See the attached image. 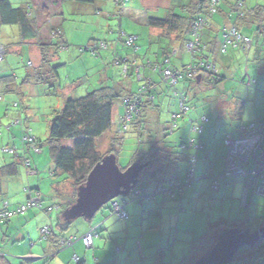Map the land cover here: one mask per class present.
<instances>
[{
  "label": "rangeland",
  "instance_id": "374dc122",
  "mask_svg": "<svg viewBox=\"0 0 264 264\" xmlns=\"http://www.w3.org/2000/svg\"><path fill=\"white\" fill-rule=\"evenodd\" d=\"M143 1L148 5V10L142 4ZM10 2L13 7L21 6L27 8L30 4V0H10ZM208 2L209 0H174L172 13L176 16L185 17L183 8L192 7L198 3H204L205 8H203L202 12L205 13L206 7L209 5ZM117 3L120 5L119 7H116ZM165 3L166 0H96L92 4L94 6L99 4V7L95 8L94 13L83 11L80 16L69 17L68 13L70 11L67 10V7H69L70 2H68L67 7L63 8L65 20L60 28L64 32L67 47L58 50L54 59L42 68L36 67L39 63L36 60L38 56L36 51L41 56L40 50L36 45L32 44L30 46V52H34L31 55L23 47L21 48L23 51L18 54L14 52L16 51L14 49L19 47L16 33L13 31L16 28L14 26H3L0 28V32H2V35L0 34V41H2L0 45H2L1 49L5 51L1 57L0 78L9 76L7 81L4 79L0 80V167L14 163L17 168V176L6 180L3 185L0 200L6 199L7 202L1 201L0 208L3 209V205L7 204L8 210H12L25 205L28 197L26 188L37 190L36 192L38 193L33 192L32 196L35 197L36 194H39L36 195V198L40 197L39 199L42 201L41 208H28L24 213L2 220L0 225V253L5 255L10 263L20 264L23 262V258L26 257L23 254H28L29 252L33 253L32 256L40 258L34 264H51L55 257L50 259V256H47L48 254L45 251L48 249L50 241L44 240L40 230L44 226L51 225L56 235L60 233L56 228V221L63 211L62 206L59 207L58 211L49 209L51 211L49 214L45 212V209L60 203V201L54 199L57 191L66 190L67 192H63L64 194L66 193L64 197H70L72 195V182L67 180L60 172L54 170L46 142L48 140L50 121L62 109L66 100L83 97L88 92L105 86L116 87L121 95L129 91L139 94L149 86L150 91L154 89L157 93L156 105L161 108V121L168 123L172 121L173 115L179 112L180 95L184 92L186 99L184 103L189 107V111L184 116L174 118L178 127L174 129V133L171 134L170 132L168 136L163 137V141L178 151H181L179 149L180 144H185V147L189 148L190 140H194L195 144L198 143L201 135L196 131H191L190 126H193V123L201 126L198 123V119L206 116L208 121L202 123V127L204 128V134L208 135V127L213 126L209 135L216 146L215 157L217 161L220 160L221 146L224 151L226 149L223 145L224 136L226 133L234 132V128L240 122L238 120L217 121L218 115L214 111L215 100H227L231 103L230 105H234L235 99L239 100V102L243 101L244 109L240 121L244 124H248L256 116H263L264 119L263 36L259 37V63L256 65V69L254 66L249 67L250 71L247 72V76H245L246 60L245 58L240 60L239 56L243 51L240 50L237 54L235 53V59L239 58V61L235 64L236 72L232 73L228 80L225 81L224 97L221 96L219 88L210 87L206 80L200 85L186 84L187 88L183 90L181 88V79L175 85H171L170 82L164 83V81L160 80L163 78L158 70L150 69L149 65L155 62L154 53L161 50L160 48H164L167 51L168 46H166V39L162 38L159 40L156 36L150 37L157 31L143 26L139 21L143 16L158 19L164 18L168 14L165 9ZM240 4H244L243 9H251L255 5L264 7V0H220L217 5L219 12L208 18L211 24L210 28H213L214 25L222 26L217 32V35H219L218 39L222 35L224 23H227L226 17L224 18L222 14L230 11L231 6L234 5L236 8H241ZM84 8L90 11L92 7L86 5ZM97 9L99 13H95ZM202 15L201 13L198 16ZM232 15L235 17V12ZM224 27L228 28L230 26ZM242 33L245 36L252 35L248 31H242ZM129 37L135 38L130 46L126 44ZM94 43L99 47L93 51L92 46ZM172 45H175L173 47L179 50V54L172 58L169 64H165L167 66L181 68L182 65H187L188 60L198 62L201 54H203L201 51L194 54L191 53L193 57L196 56L191 59L190 53L181 49L180 42ZM231 47H228L227 53L225 52L227 57L233 53L230 49ZM248 57L249 59L253 58L251 54ZM162 58L161 56L156 63H160ZM210 61H213L212 56ZM138 67L139 74H144L145 77L149 78L139 76L137 73ZM196 72L201 73L202 71L198 69ZM196 74L192 76V80L194 79L193 77L198 78ZM147 79H151L157 85L151 89ZM5 86H8L14 92H9L10 90H6ZM150 94H153V92H150ZM119 100L114 104L110 131L96 141L97 149L101 155L107 154L112 138L118 139L121 136H115ZM156 114L157 112L154 110L152 112L153 118L150 120L154 121ZM33 137L40 145L37 150L35 149V144L30 142ZM141 138L146 140V135ZM120 144L116 160L118 167L125 169L131 164L135 150L138 149L139 145L136 135L130 130L123 136ZM58 145L70 148L72 147V141H61ZM3 150L6 151L4 152ZM8 150H13L14 153H10ZM181 152L185 156L188 155V157L197 154V175L203 162L208 164L207 161H202L200 156H198L199 151L186 149ZM22 159L28 160L30 163L29 168L25 166V163L21 164ZM223 163L225 164V158H223ZM224 169L225 167H223V171ZM35 170V174L30 173ZM242 191L243 184L238 203L233 202L231 204L227 199L223 201L217 200L212 202L210 211L206 212L207 215L198 214L194 238L188 241L195 240L197 245L201 239H205L206 236L204 235L207 232V228L204 219L207 216L209 217V222L223 217L228 223L245 220L252 222V220L256 219L261 225L262 221H264V196L260 194L254 195L250 191L247 200L243 202ZM32 196L29 198L33 199ZM169 196L167 194V198L171 201L172 199ZM157 198L162 199V196L158 195ZM115 200L120 205L125 202L120 197ZM129 205V208L125 211L130 218L121 220L117 218L118 221L114 222L117 224V226H114L118 229H114L117 231L115 234H119L115 235V237L119 239L121 244L127 238L124 229H129L130 232L148 230L147 227H142L141 225V223L145 222L142 218L145 219L146 217H141L140 209L133 215L132 209H137L136 206L140 204L133 202L129 203ZM48 217H50V221ZM90 222L77 219L69 225L70 228H80L72 233L74 237L72 243H75V248L78 249L77 252L80 253L82 251L89 254L88 258L90 257L91 264H101V262L97 263L98 255H96L97 257L93 256V248L86 249L81 240L82 235H84L81 234V229H84ZM150 232H155V230L149 229L147 233ZM184 239L178 238L175 242L178 248L173 253H171L169 247L162 251L165 254L164 262L166 264H180L181 259L189 254L193 244L187 247H180ZM129 240L132 239L129 238ZM209 240H211V237ZM31 241L32 244L30 243ZM71 246L64 247L67 249L63 252H60L61 250L59 249V252L57 251L58 255L70 252V256H72V250L69 249ZM130 246L131 244L128 245V248ZM148 251L154 255V258L145 259L142 262L136 261L135 264H150L155 259L157 250L155 252V250L150 248ZM197 253L195 252L193 258H195ZM108 255H112V257L109 258ZM103 256L104 258L107 257L108 264H113L114 262H116L115 264H128L133 259H129L127 262L124 261L127 257L116 247L110 252L105 250ZM72 260L71 264H75V260L73 258ZM256 264H264V258Z\"/></svg>",
  "mask_w": 264,
  "mask_h": 264
},
{
  "label": "trees",
  "instance_id": "16d2710c",
  "mask_svg": "<svg viewBox=\"0 0 264 264\" xmlns=\"http://www.w3.org/2000/svg\"><path fill=\"white\" fill-rule=\"evenodd\" d=\"M95 1L96 0H30L29 7L25 8L21 6L13 7L10 0H0V28L3 26H14L18 31V36L21 42L31 40L35 41V44L41 53L42 68L45 67L46 64H49L51 62V59H54L58 50L67 47L63 34L58 29L64 20L63 4L66 2H73L77 4L88 5L92 4ZM243 7L244 4L241 6V8H236L235 5L231 6L232 12H235L234 19L236 22H234L233 24L234 27L238 31L237 25L239 26V23L242 26H249V24L252 23L256 29V31L254 32L259 38L264 33V7L259 5H255L251 9H243ZM203 8H205L204 3H198L192 7H184L183 11L185 12V17L176 16L172 13L173 11H169L168 14L161 19L149 17L146 19L145 26L147 28H154L163 31L164 35L162 36L164 39H170L172 36H174L175 38H177L178 42L181 43L182 49L184 48L185 43L190 40V38L186 40V36L187 34L190 35L194 21L197 19L198 15H200L201 13L204 14L202 12ZM217 12H219L218 9ZM211 29L212 28H208L207 30L202 31L201 34H204L205 31H210ZM165 51L166 50H164V54L162 55V57L171 52V50H168L166 52ZM211 51L213 52L212 49ZM191 57L194 59L196 56L193 57V55H191ZM200 60H203L206 64L210 63L208 55L203 56V54H201V57L198 61ZM194 64L197 65L198 62H195V60H191L190 63L181 66V68L179 69L177 68V70L175 66H171L170 68L172 71H178L182 75L181 88L183 90H186V84L200 85L202 82H204V80H206L207 84L210 87H213L215 89L224 82L225 78L221 74H213L212 72L205 71L202 68H200L202 72H197L196 74V76H199V79H196L195 77H193V80L192 78L189 79L187 77V68H190ZM141 77L145 78L143 77V75H141ZM8 78L9 76H2L0 80L4 79L7 81ZM147 80L150 81L149 83L151 89L157 85V83L153 82L151 79ZM5 88L8 91L10 90L9 92H14V90L8 88V86H5ZM150 92H153V94H150ZM141 93V100L134 104L135 108L131 114V117L128 120H125L122 124L126 127V129L124 131L118 132V130L122 129H118L116 127L115 136H121L118 139H111L110 148L105 155L114 154L116 157L123 136L127 132H129V130L132 131L137 137V143L139 147L135 150L134 157L131 160V164L136 161H139L140 163H148V166L145 167L139 174L138 185L135 190H138L140 192H144V190H147V192L151 196V194L155 193L157 189H167L169 186H171L174 190L171 194L173 196H169L170 199L180 201L185 190L192 188V186H194L198 182V176L196 174L197 154L195 156L188 157V155L185 156L181 151L186 149L192 150L191 147L188 148L185 147V144H180L179 149L181 151H178L174 150L171 145L164 143L163 137L168 136L171 131V134L174 133V129L171 127V125H173L175 121L174 116H177L178 112L173 115L171 122H162L161 108L160 106L156 105V100L158 99L156 91L153 89V91L149 90L148 92V90L145 89L141 91ZM181 94L182 95H180L179 101H181L182 98L185 97L184 92ZM136 95L139 94L126 92L121 95L119 89H117L116 87L105 86L88 92L83 97L68 99L64 102L62 109L57 112L53 119L50 121L48 140L46 143L48 144L49 157L54 170L60 172L66 177L67 180H70L72 182V195H70V197H64L66 193L64 194L63 192H67L66 190L57 191L54 199L57 198V200L62 202L58 203V207L57 205H53V207L46 208L45 212L54 209V207H56V211H58L60 206H62V208L64 209L74 202L77 187L85 182L86 177L90 173L92 168L102 159L103 156H105L99 153L96 146V141L107 132H109L112 127V112L115 102L120 99L119 106L121 107L122 111H124L129 108L132 100ZM152 110H155L157 112L156 119L154 121L150 120L153 118ZM242 110V105H240V107L235 110L236 112L233 113V117L240 120ZM201 118L198 119V123H200L199 125L202 126V123L200 122ZM205 118L207 122L208 119L206 116ZM261 121H264V119H262ZM261 121H258L257 123ZM248 124H240L237 129V134L235 136H231L237 137L240 134L239 129L247 126ZM202 134L203 127L200 135ZM143 135H146V140L141 138ZM66 140L72 141V147L65 148L58 145L61 141ZM31 144H35L36 149L40 148L39 142H36V139H33V142ZM197 144L200 146V148L196 152L202 150V143L200 140ZM225 151L227 152V148L225 149ZM226 155L224 158H226ZM192 157H195L196 159L194 165L196 180L189 186L181 187L179 186V184L185 181V175L188 168L190 167V159ZM24 161L26 160L24 159L23 161H21V164L25 163ZM15 165L16 164L12 163L0 167V196L2 195V188L5 181L17 176V168ZM205 173L207 174V172ZM222 174L223 172L219 176L212 178V183H217V181L220 179L229 180L230 182L239 180L219 178ZM240 181L244 185V182L242 180ZM26 191L28 193L27 200L30 197L31 193H37V190H33L31 188H26ZM250 191L252 190H249L247 192V197ZM158 195L162 196V198L164 199H168L166 193H161L154 195V197L152 199L150 198V200H155ZM128 199L129 197L124 198L123 200H125V202L122 205L123 211L126 215L125 219L128 218V215L125 211L126 205L133 202L135 204L142 205L144 204V202L149 201H131L130 199ZM107 208L111 216H114L121 220L118 214L112 211V208H110V206H108ZM5 210L11 211L8 210V207ZM56 222V228L60 231V233L61 231H64L65 227H69L70 225L68 223H64L60 219V216ZM250 222L251 221L249 220H245L236 221L235 223H228L226 219H219L217 222L209 224V231L205 235V239H201V241L194 247L192 256L194 257L195 252H198L195 255V258L203 254L213 243L212 238L214 237L215 233L221 228L242 229L247 227L250 229V231L253 232L264 223V221H262L261 225H259V222L256 221V219L252 220L251 223ZM47 227L49 233L42 236L44 239L52 241L55 245L54 249L57 250L60 240H57L53 228H50V226ZM87 233H90L94 238L92 231H89ZM210 237L211 240L208 241ZM262 258H264V240H260L253 248H244L239 251L235 255L232 264H256ZM0 264L12 263L9 262L5 255L0 253ZM20 264H29V262L23 260V262H21Z\"/></svg>",
  "mask_w": 264,
  "mask_h": 264
},
{
  "label": "crops",
  "instance_id": "0c3cea01",
  "mask_svg": "<svg viewBox=\"0 0 264 264\" xmlns=\"http://www.w3.org/2000/svg\"><path fill=\"white\" fill-rule=\"evenodd\" d=\"M173 2H174V0H166V3L164 4L166 11L169 12V11L174 10ZM67 3L68 2L63 4V8L67 7V5H68ZM142 4L145 6L146 10L149 9L148 5L144 1L142 2ZM88 5H90L92 7L90 11H88L84 8L86 5L70 2L69 7H67V10L70 11L68 13V16L69 17L76 16V15L80 16V15H82L83 11L94 13L95 8L99 7V4H95V6H94V4H88ZM119 6H120L119 4L116 5V7H119ZM95 13H99L98 9ZM28 14H30V13H28ZM232 14H233L232 9L230 11H226L225 13L222 14L224 16V18L226 17L225 20L227 22V23H224L225 24L224 26H226V27L234 26L233 24L236 21H235L234 16ZM147 18L148 17L143 16L140 18L139 22L143 26H145ZM64 20H65V18H64ZM64 20H63V22H64ZM61 26H62V24L58 28L60 31H61V29H60ZM221 27H222L221 25H218V26L214 25V27L210 31H205L204 34H201L200 41H201V45L203 46V50H202L203 56L208 55L209 60L212 56L213 61L212 62L210 61V64L212 65V67H214L217 70L218 74H221L225 78L224 82L220 86H218V88L220 89L221 96L224 97L225 81L228 80V78L230 77V75L232 73L236 72L235 64L237 61H239V58L235 59L234 55H235V53L237 54V52L240 51L241 49H239V48L234 49V47L233 48L231 47L230 49H231V51H233L232 55L229 57L226 56V53H227L226 51H227L228 47H230V45H228L225 48V50L222 49V44H223V39H221L222 35L219 37V39H218L219 35H217V32H219V29ZM237 28H238L239 33L242 34L243 36H245V34H243L242 31H248L249 33L252 34L251 36H248V35L245 36L251 40L250 47L248 49L244 50L243 53L239 55L240 60L243 58H245V60H246L247 65L245 68V74H246L245 76H247V72L250 71L249 67L254 66L256 69L257 68L256 65L259 63V38L256 36V33L254 32V31H256V29L252 23L249 24V26H247V25L242 26L239 23V26L237 25ZM149 29L154 30V28H149ZM155 30L157 32H155V34H152L150 37L156 36V38H158L159 40L162 39L163 38L162 35H164V32L159 30V29H155ZM205 30H207V29H205ZM13 31H14V33H16V36L18 39V45H19V47H17V49H14V50H16L14 52L20 54V52L23 51V49H21L23 47L28 52V54L31 55L32 53H34L32 51L30 52L29 49H30V46L32 44L36 45L35 41L31 40V41L21 42V40L18 36L17 29H14ZM1 33L2 32H0V34ZM61 33L63 34L64 40H65L64 32L61 31ZM262 36L264 38V33ZM186 38H187L186 40H188L190 38V35L187 34ZM0 42H2V41H0ZM166 42H167L166 46H168L167 51L171 49V53L173 51L174 52H173V55H171V53H167L166 55H164L162 58V61L166 57H168L171 60L172 57L174 58L179 54V50L177 48L173 47L175 45L171 46V44L178 43L177 38H175L174 36H172L170 39L166 38ZM160 49L161 50L156 51L154 53V60H155L154 63H156L157 60L161 58V56L164 54V50H166L164 48H160ZM182 49L184 51H186L184 48H182ZM211 49L213 50V52L211 51ZM10 50H12V49H10ZM36 50H38V49H36ZM235 50H237V51L234 52ZM36 52H35L36 55H38L36 57L37 58L36 60H37V62H39L36 67L41 68V58H40L41 56L38 53V51H36ZM249 54H251V56L253 57L252 59H249V57H248ZM190 57H191V55H190ZM191 59H193V58L191 57ZM52 60L53 59H51V61ZM189 61L191 62V60H188L187 64L190 63ZM151 64H153V63H151ZM167 67L171 68V66H167ZM177 68L179 69L180 67H177ZM177 68H176V70H177ZM150 69L153 70V67L150 66ZM143 77H145L144 74H143ZM145 78H149V77H145ZM129 92H131V91H129ZM232 99H234V98H232ZM215 101H216V104L214 106V111L218 115L217 121H224V120L236 121V120H238V122H240L234 128V132H231L229 134L226 133L227 135L235 136L237 134V129H238L239 125L244 124V123H242V121H240L239 119H236L235 117H233V113L236 112L235 110L238 109L240 107V105H242V109H244V102L243 101L239 102V100L235 99V102H233L234 105H230L231 103H229L227 100L219 99V100H215ZM121 111H122L121 107L118 106V110H117L118 113H117L116 121H118L120 116L123 114V111L120 114ZM242 113H243V110H242ZM262 119H263V116H260V117L256 116L255 119L250 121V122H258V121H261ZM212 128H213V126L208 127V130H207L208 135L206 133L204 134V128H203V134L201 135V137L199 139L202 143V150L199 151L198 156H200L202 161H207L208 164H206V163L204 164V162H203V164L199 170V173L197 175L198 176V182L194 186H192V188L185 190L183 196L181 197V200L180 201H176V200L170 201L169 199H164V198L158 199V198H156L155 200H149L147 202H144V204H142V205H137L136 206L137 209L136 208L132 209L133 215H135L138 212V210L140 209V214L142 213L141 217L142 216L146 217L145 219L142 218V220L145 221V222L141 223L142 227L143 226L147 227L148 230L149 229L155 230V232L147 233L148 230L143 231V232L142 231L139 232L137 230L135 232H130L129 229H127V230L124 229V231L126 232L125 234H126L127 238H126V240H124L123 244H121L119 239H117L115 237V235H119V234H115L117 231L114 230V229H116L115 226H117V224H115L114 222H117L118 220L116 217L110 215L109 210L107 208L109 206V204H107L106 206L101 208V210H99L95 214V216L93 217L91 222L88 223L89 225L85 226L84 229H81V234H84V235L89 231L93 232L94 238L92 240V248H93L92 254L94 257H97L96 255H98L97 263L101 262V264H108L107 263V257L104 258L103 252L105 250L110 252L113 250L114 247H116L121 252H123V254L127 257L124 261L127 262V260L133 258L132 260H130V262L128 264H135L136 261L142 262L145 259L154 258V255L151 254L150 251H148L150 248L155 250V252L157 250L156 257L152 262L150 261L151 262L150 264H166L164 262L165 254H163L162 251H164L165 248L169 247L171 253H173L178 248L177 243H175V242L178 240V238L180 239V237H181V239L185 238L181 242L180 247H187L190 244H193V245H192V249L190 250L189 254L186 257L182 258L181 262H179V263L180 264H185V263L189 264V262L192 261V259H193L192 255H193V251H194V247L196 246V243H195V240H193V241H188V240H192L194 238L193 235H194L195 229L197 227V219H198L197 217L199 216L198 214L207 215L206 212L210 211V205L212 204V202L217 201V200L223 201V200L227 199L229 202H231V204L233 202L238 203V199L240 198V194H241V186H242L241 181L230 182L229 180L220 179L217 181V183H212L211 179L219 176L222 173L223 167H224L223 158L226 155L224 149L221 146L220 154H219L220 160L217 161V159L215 157L216 156V150H215L216 146L212 142V140L210 139V135H209V132ZM206 129H207V127H206ZM33 139H35V138L33 137ZM205 172H207V174ZM30 173L35 174L36 170L34 172H30ZM37 195H39V194H37ZM30 196H32V193ZM35 197H36V195H35ZM1 201L7 202L6 199H2V200H0V202ZM57 201H59V200H57ZM54 205L56 206V204H54ZM129 206H130L129 204L126 205L125 210H127V208H129ZM138 206H140V207H138ZM7 207H8V205H7ZM57 207H58V205H57ZM2 208H4V207H2ZM52 210H54V209H52ZM50 212L51 211H48L46 213L49 214ZM49 218L50 217H48V220L50 221ZM205 219H204L205 226L207 228V232L205 233V235H206L209 231L208 225L211 223L213 224V223L217 222L219 219H223V217L218 218L217 220H214L212 222H209L208 216ZM93 220H95V222H93ZM44 227H47V226H44ZM50 228H53V227L50 225ZM79 229L80 228H78V227H73V228L65 227L64 231H61V233H59L57 235L55 234V236H56L57 240L66 241L69 238H74L72 233L78 231ZM116 230H118V229H116ZM129 238H131L132 240H129ZM30 243L32 244V241ZM129 243L131 244V246L128 248V245H130ZM48 245H49V247H48V249L46 248L47 250L45 251L48 254L47 256H50V259L55 256L53 258V261L51 264H71L73 261L72 258L74 256L77 257V261H75V264H78V263L91 264V259H90V257L88 258L89 254H87V252H82V251L80 253L77 252L78 249L75 248V243H73L72 246L69 247V249L72 250V252H71L72 256H70L69 251H66V252H69L68 254L62 253V254L58 255L59 253H57V251L59 249L61 250L60 252H63L65 249H67V248L62 247L60 245V242H59V247L57 250L54 249L55 245L53 244L52 241H50ZM99 252H101V253H99ZM32 254L33 253H31V252H29L28 254L27 253L23 254V255H26V257H24L23 259L25 261L29 262V264H34L36 261L38 262L40 260V258L32 256ZM35 255H37V254H35ZM148 255H150V256H148ZM110 257H112V255H110L109 258ZM50 259H48V260H50ZM115 263L116 262H114L113 264H115Z\"/></svg>",
  "mask_w": 264,
  "mask_h": 264
},
{
  "label": "built area",
  "instance_id": "2783aa9c",
  "mask_svg": "<svg viewBox=\"0 0 264 264\" xmlns=\"http://www.w3.org/2000/svg\"><path fill=\"white\" fill-rule=\"evenodd\" d=\"M219 2L220 0H209V5L206 7V12L202 16H198L197 19L194 21L190 33V40L185 44V50L187 52L192 54L197 53L198 51L202 52L203 46L201 45L200 41L201 32L211 27L208 18H210V16L214 13H217V5L219 4ZM222 39L223 50H225V48L230 45L234 48H239L244 51L248 49L251 44V40L241 35L234 26H230L228 28H225L223 26ZM134 40L135 38L129 37L127 39L126 44L130 46ZM1 47L2 46L0 45V62L2 61V54L5 53L4 49H1ZM98 47L99 46L97 44H93V51L96 50ZM173 52H170L171 55H173ZM169 62L170 59L166 57L165 59H163L162 62L153 63L150 64V66H152L153 69L158 70V72L163 78L162 81H164V83L170 82L171 85H175L178 80L182 78V75L178 71H172L169 67H167V65H165ZM200 68L204 69L205 71L212 72L213 74L217 73V70L212 67L210 63L206 64L203 60H200L198 61L197 65L194 64L190 68H187V77L191 79L192 76L197 73L196 71ZM137 73L139 74V67L137 68ZM139 76L141 75L139 74ZM149 82L150 81H148V84ZM146 89L150 90L149 86ZM141 95V92L139 93V95H136L135 98L132 100L129 108L123 111V114L120 116L116 124L118 129H122L118 130V132L124 131L126 129V127L122 124L125 120H128L131 117V114L135 108L134 104L141 100ZM184 100H186L185 97H183L180 101L179 112L177 116H174L175 118L179 116H184V114L189 111V107L184 103ZM200 122H206V118L202 117L200 119ZM171 127L173 129H176L178 127L175 121L173 125H171ZM191 131H196L200 134L202 132V126H197L195 123H193V126H191ZM239 133L240 134L237 137L226 135L224 138V145L227 148V155L225 158V169L223 171V174L219 178L242 180L244 182L242 191V201L245 202L247 192L249 190H252L257 195L260 194L264 196V121H261L259 123H249L247 126L240 128ZM190 141V147L193 150L197 151L200 146L197 143L195 144L194 140ZM30 142H33V138L30 140ZM3 151L5 152L6 150ZM8 151L10 153H14L13 150ZM195 162V157H192L190 159V167L188 168L185 175V181L179 184V186H189L192 182L196 180L194 169ZM25 166L29 168L30 163L28 162V160L25 161ZM134 190L131 191V194H129L128 196L131 201L150 200V198L152 199L154 195L161 193L171 195L174 189H172L171 186H169L167 189H157L155 193L151 194V196L149 195L147 190H144V192ZM172 196L173 195H171V197ZM109 206L110 208H112V211L118 214L121 219L126 218V215L123 211V206L120 205L117 200H112L109 203ZM3 207V209H0V222L2 220L10 218L15 214L24 213L28 208H41V200L39 199V197H34L33 199L28 198L25 205L19 206L11 211L5 210L7 209V204L3 205ZM54 209L57 210L56 207H54ZM40 233L41 235H47L49 233L48 227H43L40 230ZM72 240L73 238H69V240L66 241L60 240V245L65 247L71 246L73 244ZM81 240L86 249L92 248L93 237L90 233H87L82 236ZM73 259L77 261L76 256H74Z\"/></svg>",
  "mask_w": 264,
  "mask_h": 264
},
{
  "label": "water",
  "instance_id": "95a60500",
  "mask_svg": "<svg viewBox=\"0 0 264 264\" xmlns=\"http://www.w3.org/2000/svg\"><path fill=\"white\" fill-rule=\"evenodd\" d=\"M147 166L148 163L136 161L121 170L114 154L103 156L85 182L77 187L74 202L63 209L60 219L68 224L77 219L90 222L112 200L127 198ZM260 240H264V223L253 232L247 227L221 228L215 233L211 246L189 264H232L239 251L253 248Z\"/></svg>",
  "mask_w": 264,
  "mask_h": 264
},
{
  "label": "clouds",
  "instance_id": "9594fccd",
  "mask_svg": "<svg viewBox=\"0 0 264 264\" xmlns=\"http://www.w3.org/2000/svg\"><path fill=\"white\" fill-rule=\"evenodd\" d=\"M84 236V235H83Z\"/></svg>",
  "mask_w": 264,
  "mask_h": 264
}]
</instances>
